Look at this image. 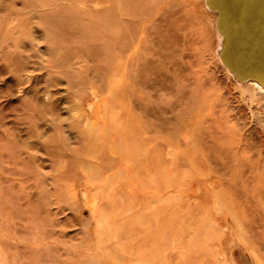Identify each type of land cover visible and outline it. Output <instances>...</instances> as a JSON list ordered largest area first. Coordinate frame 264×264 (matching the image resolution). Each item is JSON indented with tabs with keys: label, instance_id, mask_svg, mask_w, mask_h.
<instances>
[{
	"label": "rangeland",
	"instance_id": "374dc122",
	"mask_svg": "<svg viewBox=\"0 0 264 264\" xmlns=\"http://www.w3.org/2000/svg\"><path fill=\"white\" fill-rule=\"evenodd\" d=\"M261 75L264 0H0V264H264Z\"/></svg>",
	"mask_w": 264,
	"mask_h": 264
},
{
	"label": "water",
	"instance_id": "95a60500",
	"mask_svg": "<svg viewBox=\"0 0 264 264\" xmlns=\"http://www.w3.org/2000/svg\"><path fill=\"white\" fill-rule=\"evenodd\" d=\"M225 38H224V43H223V52H222V54H221V57H222V60H223V57H224V55L228 52V51H226V48H227V46H225V44H226V42H225ZM225 50V51H224ZM230 54V53H229ZM230 56V58L232 59V57H231V55H229ZM236 57V56H235ZM233 58L234 60H232L234 63H239L240 64V67L241 68H243L244 70H246V72L248 73V74H250L249 76L252 78V79H254L255 77H260L259 75H257V76H255V77H253V74L255 73V71H256V69H254L255 68V66H253L250 62H249V64H247V66H245V64H243V62H242V60H241V58ZM227 66V65H226ZM230 67V68H229ZM227 68L228 69H233V67L229 64L228 66H227ZM258 71V70H257ZM246 73V74H247ZM236 76H238V75H236ZM262 76V78L264 77V75H261ZM239 77V76H238ZM257 79V80H259L261 83H263L264 82V79ZM256 80V79H255Z\"/></svg>",
	"mask_w": 264,
	"mask_h": 264
},
{
	"label": "bare ground",
	"instance_id": "6f19581e",
	"mask_svg": "<svg viewBox=\"0 0 264 264\" xmlns=\"http://www.w3.org/2000/svg\"><path fill=\"white\" fill-rule=\"evenodd\" d=\"M252 83H253V82H252ZM255 84H257V83H255ZM255 84H254V85H255ZM261 84H263V83H261ZM257 87H258V86H257ZM259 87H261V86H259ZM259 87H258V88H259ZM262 88H263V87H262ZM256 89H257V88H256ZM258 91H259V90H258ZM259 93H262V91L260 90ZM260 97H261V96H260Z\"/></svg>",
	"mask_w": 264,
	"mask_h": 264
}]
</instances>
